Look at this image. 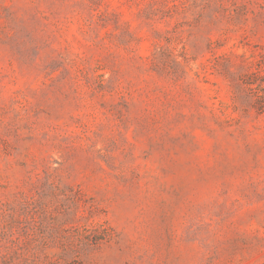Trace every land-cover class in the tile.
<instances>
[{"label":"rangeland","instance_id":"obj_1","mask_svg":"<svg viewBox=\"0 0 264 264\" xmlns=\"http://www.w3.org/2000/svg\"><path fill=\"white\" fill-rule=\"evenodd\" d=\"M0 264H264V0H0Z\"/></svg>","mask_w":264,"mask_h":264}]
</instances>
